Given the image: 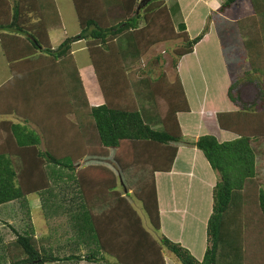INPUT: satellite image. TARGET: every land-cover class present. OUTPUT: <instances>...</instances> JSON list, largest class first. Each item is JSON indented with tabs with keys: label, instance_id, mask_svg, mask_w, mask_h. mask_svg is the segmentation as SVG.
I'll return each instance as SVG.
<instances>
[{
	"label": "trees",
	"instance_id": "16d2710c",
	"mask_svg": "<svg viewBox=\"0 0 264 264\" xmlns=\"http://www.w3.org/2000/svg\"><path fill=\"white\" fill-rule=\"evenodd\" d=\"M237 1L227 0L220 10ZM250 1L253 15L237 26L251 71L229 86L228 98L238 110L217 113L219 127L236 137L220 142L205 134L191 143L217 174L200 260L164 235L156 240L128 197L141 202L151 226L160 230L155 173L171 171L176 143L184 139L177 113L190 111L178 75L173 81L165 72L151 77L136 68L137 61L153 45L180 40L172 58L176 69L208 25L190 38L184 22L174 23L167 0H149L139 9L140 0H73L80 32L53 49L37 0H0V46L12 75L0 86V206L49 189V165L74 171L76 190L70 199H80L87 210L97 243L90 253L55 255L48 244L60 239L58 233L69 234L65 222L55 225L57 216L43 239L11 227L15 237L5 248L6 264H98L106 258L112 264H166L164 247L178 264H264V0ZM81 39L104 98L96 106H89L72 54L73 43ZM15 62L34 69L16 72ZM137 69L143 74H131ZM245 87L255 91L251 101L240 95ZM111 150V166L83 164L89 157L109 158ZM127 169L148 170L134 191L124 179ZM109 195L112 205L94 213L92 206Z\"/></svg>",
	"mask_w": 264,
	"mask_h": 264
},
{
	"label": "rangeland",
	"instance_id": "374dc122",
	"mask_svg": "<svg viewBox=\"0 0 264 264\" xmlns=\"http://www.w3.org/2000/svg\"><path fill=\"white\" fill-rule=\"evenodd\" d=\"M62 3L55 4L57 10L62 16L63 24L66 29V34L71 35L76 32L78 29V22L76 20V12L73 7V0H60ZM227 1V0H221ZM239 7L236 8V12L242 14H250L253 11L250 0H238ZM41 3V9L44 8L43 17L50 20L49 16L45 10L46 5H43L42 0H38V3ZM171 5H173L171 14L178 8V0H171ZM43 7V8H42ZM48 8V7H47ZM221 8V5L218 6V9ZM54 9V7H52ZM235 9V8H234ZM53 12V10H51ZM57 16L54 15V18L51 19L50 26L56 27L59 25L57 22ZM179 19L181 22L183 16L173 17V19ZM215 18V16H214ZM214 20V19H212ZM56 21V22H55ZM209 26V21H208ZM215 28L219 27L218 33L219 36L214 33L209 36V38L204 41L203 47L199 48V59L200 61H195V66H190L183 71L185 88L189 96V102L192 109H198L200 99H205V103L208 107L211 105L217 106L218 108H223L225 102L228 100L227 90H228V79L230 82L233 80L244 77V74L251 71L250 61L247 55V51L243 44V38L237 27L232 26V28L226 29L224 22L215 19L214 21ZM228 25H230L228 23ZM230 30V31H229ZM50 42L53 47L57 48V38L62 36L61 30H52L49 31ZM204 38V37H203ZM74 44V43H73ZM83 45L84 43H80ZM181 44L180 40L166 41L159 44L157 47L153 48L148 54L144 55L136 64V68H141L143 73L149 74L151 77H156L162 72H165L168 77L173 78L176 70L172 66V58L174 49L178 48ZM80 46V45H78ZM74 48L77 46H73ZM204 47L209 48L207 51H204ZM55 48V49H56ZM233 49L234 51H232ZM156 55H159V62ZM208 60L207 57H210ZM78 63H81L80 68L83 74H89V58L87 52H79L75 56ZM233 57L236 58V64L234 63ZM3 56L2 51L0 50V82L10 75L9 68L6 65V60ZM196 59V56L193 57ZM2 63V67H1ZM89 65V67H88ZM214 65V66H213ZM211 66V68L209 67ZM229 67V70L227 69ZM65 73L68 75L69 71L68 66L64 65ZM143 69V70H142ZM139 73L138 69L131 72V74L142 75ZM230 75V76H229ZM66 76V75H65ZM95 75H91L90 78L84 76V80H91L87 85V94L92 100L102 99L100 95V90H98L97 84L95 83ZM137 81V80H136ZM130 84V83H129ZM249 93L253 94V89H249ZM118 93L115 95V100L117 99ZM135 100V98H134ZM244 100V99H243ZM136 101L135 103H137ZM138 104V103H137ZM225 108V107H224ZM75 113H71L70 118L73 119ZM14 120V118H12ZM184 123V122H183ZM96 142H94L95 144ZM178 144V143H176ZM177 146V145H176ZM114 150H111L109 158H97L89 157L86 158L83 162L84 165L91 164H107L111 166L114 157ZM66 161H69L66 159ZM65 162V160H64ZM100 162V163H98ZM48 175L50 178L51 186L47 191H43L41 194L28 196L18 201L10 202L0 206V218L6 219L1 220L0 223V253L5 251V248L11 239L13 240L15 235L10 229V225L14 226L21 234H29L32 236H37V239H43L45 235L49 233V221L52 223V219L59 216L55 220V225L59 223H66L65 230L70 231L72 236V241L83 242L82 251L83 254L90 253L93 249L96 248L97 243L94 240L93 231L89 225V219L87 216V210L83 206L80 199L72 200L70 196L75 197L76 190V173L74 171H69L63 167L56 165H49L47 167ZM118 173V171H117ZM264 174V169L262 170ZM148 176V170L144 169H127L124 171V179L127 183V186L131 188V191L136 190L139 185L142 183L144 177ZM164 177L162 174L158 176ZM264 183V182H263ZM264 187V185H263ZM119 191H125L124 188L119 186ZM181 193V192H180ZM159 194L161 200V207L163 209L162 219H163V229L155 230L148 219V216L143 209L141 202L133 195L130 194L128 197L129 201L133 207L139 213L143 226L145 229L150 232V234L156 239L159 240L163 235H167L171 241H174L173 238L181 237L183 243L188 246L191 253L196 258H202L204 249L206 246V228L207 224L202 222V219L206 214V207L204 199L199 198V202L193 203V212L192 217H189L188 214L182 213L179 215H170L168 210V205L164 204L165 186L159 184ZM38 197V201L35 203L32 202V198ZM78 197V196H77ZM181 198V197H180ZM180 198H178L177 206L179 207ZM72 203H71V202ZM94 202L90 204L93 205ZM113 203V198L109 195L100 202H97L92 206V211L94 213H100L102 210H106ZM33 205H36V210H33ZM180 208V207H179ZM182 208V207H181ZM182 210V209H181ZM60 215H64L60 216ZM175 219V220H174ZM175 221V222H174ZM208 221V220H207ZM179 222V223H176ZM175 223V224H174ZM60 225V224H59ZM63 237V233H58L57 238ZM74 242V241H73ZM176 242V241H174ZM179 243V242H178ZM74 244V243H73ZM181 244V243H180ZM182 245V244H181ZM184 246V245H182ZM184 246V247H186ZM84 249V250H83ZM100 256L98 249L95 252ZM164 256L168 264H178V260L173 253H171L167 248H163ZM0 264H6L8 261V256H1ZM165 260V261H166ZM107 262H100L98 264H112L113 260L111 258H106ZM177 261V262H176ZM59 264H79L80 262H66ZM109 262V263H108ZM180 263V262H179Z\"/></svg>",
	"mask_w": 264,
	"mask_h": 264
},
{
	"label": "crops",
	"instance_id": "0c3cea01",
	"mask_svg": "<svg viewBox=\"0 0 264 264\" xmlns=\"http://www.w3.org/2000/svg\"><path fill=\"white\" fill-rule=\"evenodd\" d=\"M42 1L44 2V5H46L47 10H45V11L47 13V16L50 17L49 18L50 20H48L47 18H45V19L50 24V21H52L51 19H53L54 15H55L54 9H52V7L56 6L55 4H57V1H58V4H61L62 2L60 0H42ZM178 1H179V5H177L178 8L172 14H173L174 18L179 17L180 15L183 16L182 22L185 23L186 31H187L190 38H194L197 35H199L203 31L205 26L208 25L207 24L208 21H209V26H208V30H207V33L205 34L204 38L201 39L195 45L193 51L191 53L183 55L180 58L178 65L175 69L176 72H175L173 78L169 77V79L171 81H173L175 79L176 75H178L180 77L181 83L183 85V89L185 91V94H186V97H187V100L189 103L190 111L177 113V119L179 121L184 139L182 142H179L178 144H176L177 145V154H176L175 159L173 161V166H172L171 171L155 173V182H156V188H157V199H158V206H159V210H160V219H161V230L163 229V219H162L163 209L161 207V200H160V194H159V184H161L162 186H165L166 195L164 197V204L168 205V207H169L168 210H169L170 215H172V214L179 215L182 213V216H183L184 214L189 213L188 216L192 217V214L194 215L193 206H192L193 203L199 202V198L204 199V203H205V207H206V214H205V217L202 219V222L204 224H207V220H208V218L211 214V211H212V189H213V186L215 185V183L217 181V174L211 168L209 162L207 161V159L205 158L203 153L198 148L193 146L191 143L194 140H196L199 136L205 135V134H210V135L215 136L217 138V140L220 142L232 140L236 137V135L233 134L232 132L223 130L219 127V125L217 123V113L218 112L237 111L238 106L228 98V100L224 104L225 108L224 107L218 108L217 106H214V105H211L210 107H208L207 104L205 103V99L203 100V98H201L199 105L196 106V107H198V109H196V110L192 109L190 102H189V96H188L187 90L185 88L183 71H185L187 68H188V70H190L189 67L191 65L192 66L196 65L195 61H198V60L200 61L199 56H198L199 55V48L203 47L204 41H206L209 38V36L212 35V33L215 34V32H216V34L219 36V33H218L219 27L216 26V28H215V25H214L215 19L220 20L221 22H224V24L226 25V29H227V27L230 29V28H232V26L237 27V22L239 20L253 15V11H252V13L245 14V15L240 13V12L239 13L236 12V8L239 7V3H238L239 1H237L235 4L231 5L229 8L224 9L223 11L218 9V6L219 5L222 6V4L225 2V1H221V0H178ZM11 3H13V1H11ZM167 3L171 5V0H167ZM38 4L41 5L40 2ZM235 6H237V7H235ZM73 7H74V5H73ZM172 7H173V5H172ZM55 9H56V16L58 18V19L57 18L56 19H57V22H59V25H57L56 27L50 26L49 31H50V29H52L53 31L54 30H61L62 31L63 35L58 36V38H57L58 39L57 45H59L66 37L78 35L80 32V27H79V22H78L77 15H76V20L78 22V24H77L78 29L76 30V32L74 34H71V35L66 34V29H65L64 24H63L62 16L56 7H55ZM51 10H53V12H51ZM74 11H75V8H74ZM214 16H215V18H214ZM212 19H214V20H212ZM173 20H174L175 24L181 22L178 18L173 19ZM228 23L230 25H228ZM49 36H50V34H49ZM82 42L84 43L83 45L80 44ZM161 43L162 42L150 47L146 54H148L153 48L157 47ZM74 45L77 47H75V48L73 47L72 54H73L74 59L76 61L77 69L79 71V75H80L82 82H83V85H84V89H85V93L87 96V101L89 103V106L99 105L104 101V98H103L102 91L99 87V84H98L92 63H91L90 58H89V53L87 50L86 41L84 39L77 40L76 42H74L73 46ZM78 45H80V46H78ZM51 46H52V44H51ZM52 48L55 49L56 47L52 46ZM208 49L209 48L204 47V51H207ZM0 50H1V46H0ZM231 50L234 51L233 49H231ZM84 51L87 52V55L89 58V63L91 65V69L88 65V67H89V74L88 75L82 73V70L80 68L81 63H78L77 59L75 57L77 55V53L84 52ZM194 56H196V59L193 58ZM211 57L212 56L207 57L206 60H208ZM156 58L159 62V58H160L159 55H156L155 59ZM3 59L5 60V58H3ZM232 59L234 60V63L236 64V58L233 57ZM6 65L9 68V70H11L10 64L8 62L6 63ZM1 67H2V63H1ZM12 67L14 68V70L16 72L19 71L20 73H25L27 71H31L32 69H34V67H32V65H31V63L29 64L26 62H24V65L21 63L15 62L12 64ZM209 67L211 68V66H209ZM227 69L229 70V67H227ZM91 75H95L94 80H95V83L97 84L98 90H100V95H101L102 99L92 100L91 98H89V95L87 94V85L89 84V82L91 80H84L83 78H84V76H85V78L86 77L90 78ZM11 76L12 75L10 74L6 78H4L0 82V86L2 84L6 83L7 81H9L11 79ZM230 84H231V82L228 79V89H229ZM249 89H251V88L245 87L240 92V95H241L242 99H244V101H251L255 96L254 95L255 91L253 90V94H250ZM227 93H228V90H227ZM227 97H228V95H227ZM12 118H13L12 116L7 117V119H12ZM33 127H34V129H36L35 126H31V128H33ZM89 130H90V126H89ZM88 141H91V140L88 139ZM98 163H100V162H98ZM160 174H162L164 177H160L158 179V176ZM41 193H39V194H41ZM39 194H37V196ZM26 198H28V197H26ZM178 198H180V202L178 204L180 208L177 206ZM36 201H38V197L32 198L33 203H35ZM35 206L36 205H33V210H36ZM1 220L5 221L6 219L0 218V223H2ZM176 223H179V222H176ZM65 225H66V223H65ZM11 227H14V226L10 225V229L12 231ZM66 230H68V229H66ZM165 236H167V235H165ZM36 237L37 236H35V238ZM173 239H174V241L179 242L182 245L186 246L183 243L181 237L173 238ZM73 241H72V236L70 235V231H69V234L67 233V234L63 235L62 238L60 236V239L58 241L55 239H52L51 243H49L48 245L53 249L54 254L57 256H64V255H68L71 253H73V254L83 253L82 251H80V250H82L83 242H76V240H73ZM186 247L188 249H190L188 246H186ZM205 248H206V246H205ZM204 251H205V249H204ZM4 255H6V253L1 252L0 253V259L2 258L1 256H4ZM198 259L201 260L202 258H198ZM165 260H166V258H165ZM66 262H75V261H66ZM59 263H64V262L60 261V262H56L54 264H59ZM79 264H91V263H85L82 261ZM166 264H168L167 260H166Z\"/></svg>",
	"mask_w": 264,
	"mask_h": 264
},
{
	"label": "water",
	"instance_id": "95a60500",
	"mask_svg": "<svg viewBox=\"0 0 264 264\" xmlns=\"http://www.w3.org/2000/svg\"><path fill=\"white\" fill-rule=\"evenodd\" d=\"M147 1H149V0H140V3H139V5H138V9L140 8V6L142 5V4H145ZM137 9V10H138ZM126 191V190H125Z\"/></svg>",
	"mask_w": 264,
	"mask_h": 264
}]
</instances>
